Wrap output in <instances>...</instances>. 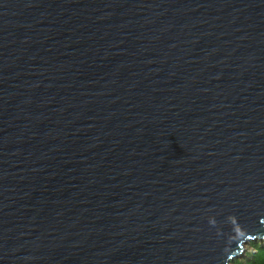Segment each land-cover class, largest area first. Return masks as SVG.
I'll use <instances>...</instances> for the list:
<instances>
[{
    "label": "water",
    "instance_id": "obj_1",
    "mask_svg": "<svg viewBox=\"0 0 264 264\" xmlns=\"http://www.w3.org/2000/svg\"><path fill=\"white\" fill-rule=\"evenodd\" d=\"M264 241V0H0V264H230Z\"/></svg>",
    "mask_w": 264,
    "mask_h": 264
},
{
    "label": "trees",
    "instance_id": "obj_2",
    "mask_svg": "<svg viewBox=\"0 0 264 264\" xmlns=\"http://www.w3.org/2000/svg\"><path fill=\"white\" fill-rule=\"evenodd\" d=\"M250 245L253 248V252L248 254L247 258L238 261L236 264H264V243L258 244L251 242Z\"/></svg>",
    "mask_w": 264,
    "mask_h": 264
},
{
    "label": "rangeland",
    "instance_id": "obj_3",
    "mask_svg": "<svg viewBox=\"0 0 264 264\" xmlns=\"http://www.w3.org/2000/svg\"><path fill=\"white\" fill-rule=\"evenodd\" d=\"M255 243L263 244L264 241H256ZM251 252H253L252 246L250 245V243L249 244H246L245 245V250H244L242 256L239 257V258L234 259L233 261H231L230 264H236L238 261L244 260L245 258H247L248 254H250Z\"/></svg>",
    "mask_w": 264,
    "mask_h": 264
}]
</instances>
